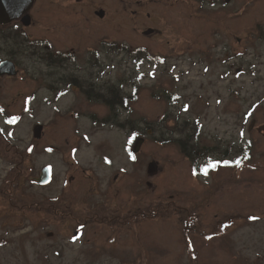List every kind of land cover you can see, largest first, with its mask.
<instances>
[{
  "label": "rangeland",
  "instance_id": "obj_1",
  "mask_svg": "<svg viewBox=\"0 0 264 264\" xmlns=\"http://www.w3.org/2000/svg\"><path fill=\"white\" fill-rule=\"evenodd\" d=\"M153 2L158 36L130 23L110 35L127 49L82 47L86 85L136 94L111 113L92 91L50 94L43 21L21 26L31 40L0 24V59L19 61L0 77V264H264V0ZM188 139L210 148L196 169Z\"/></svg>",
  "mask_w": 264,
  "mask_h": 264
},
{
  "label": "flooded vegetation",
  "instance_id": "obj_2",
  "mask_svg": "<svg viewBox=\"0 0 264 264\" xmlns=\"http://www.w3.org/2000/svg\"><path fill=\"white\" fill-rule=\"evenodd\" d=\"M80 1L35 0L30 11L25 14L28 25H25V15L12 22L13 24L16 23V29L24 33L20 32V35L25 37V40H31L30 35L22 30L21 26L24 29H31L33 24L39 22L38 20L43 21V32H45L46 38L41 43L39 42V44L45 47L40 51L43 55L38 60L48 66L50 73L48 76H51L53 79L55 77L54 81L49 85L48 91L56 99H61L64 95H67L70 88L84 95L86 92L91 94L90 91H92L97 98L100 97V94H103L104 89H107L100 84L101 89L99 91V89H96L97 85L94 82L89 81V85H86V79H83L85 75H83L82 66L78 62L81 61V58L83 60L85 57L82 50L84 42L87 43V41H90L89 39L93 38L94 44L90 48L91 54L99 57L100 50L106 52V48L107 50L109 48L110 51H115L119 46V49L126 48L122 45L125 42L112 39L113 37L110 35L121 36L127 32H137L138 28L135 27V29L130 23L138 26L148 21L146 27L142 31H139L145 38L158 36L161 31L158 24L156 25L158 23L157 20H159L158 13H156L159 10L157 5H153V8L145 14L141 12L144 8V5H141V3L146 2V0H89V5L79 7L78 3ZM153 1L156 3L157 0ZM129 8H131L132 17L129 16ZM98 34L100 35L99 39H95ZM107 41L109 42L107 43ZM32 43L34 45L35 41L33 42L32 40ZM147 55L148 57H152L151 54L147 53ZM3 61H11L16 66V71L19 72V67L17 66L19 61L15 60L14 56L10 57V59H0V63ZM94 62L91 56L87 58L86 63L90 64L88 66L90 70H92L91 67L96 66ZM78 72H82V76H78ZM97 74L103 77L104 71L100 70ZM1 76L11 79L16 78L17 75ZM98 76L96 79L89 78V80H100ZM114 86L116 85L112 87Z\"/></svg>",
  "mask_w": 264,
  "mask_h": 264
},
{
  "label": "trees",
  "instance_id": "obj_3",
  "mask_svg": "<svg viewBox=\"0 0 264 264\" xmlns=\"http://www.w3.org/2000/svg\"><path fill=\"white\" fill-rule=\"evenodd\" d=\"M127 49V48H125ZM142 52V51H140ZM150 57V56H149ZM146 60V59H144ZM123 85V87L125 86V84L120 83V85H116L114 87L108 88V89H104L103 94H100V97H98V99L102 101L103 105L106 106V108L109 110V113H111L114 108H119L121 106L124 107H128L130 106L131 108V103L133 102L132 100L135 99L136 94L132 95V96H125L123 95V87L121 88V86ZM83 89V88H82ZM84 90V89H83ZM86 96H88L90 101H95V99H93L90 94L88 92H86L85 94ZM129 108V109H130ZM105 120H108L107 118ZM95 121H97V119H95ZM129 122V119L126 121ZM106 123L104 120H102L101 122L99 121V124H104ZM125 122H123L120 126L124 127ZM135 129V128H134ZM150 130H152V128H149L148 130H146L145 133H143V131L138 132L137 130L135 131H131L129 133V138L133 141L136 140H140V139H145L146 135H148L150 133ZM145 135V136H142ZM169 140H161L160 142L162 144H167L166 142H168ZM188 142L185 143L183 141H180V143L178 142V148H180L181 152L185 155L186 158L189 159V161H191L192 166L194 169H196L197 165L199 164V160H202V157L208 155L210 152V148L204 145H200L198 144H193L192 141L193 139L190 141V139L187 140ZM191 142V143H189ZM237 161H241V159H236L234 161H231V164L228 163L227 161H225V163H221V162H217L216 165L221 164V165H227V166H231V167H236ZM241 164V162H240ZM239 164V165H240Z\"/></svg>",
  "mask_w": 264,
  "mask_h": 264
},
{
  "label": "water",
  "instance_id": "obj_4",
  "mask_svg": "<svg viewBox=\"0 0 264 264\" xmlns=\"http://www.w3.org/2000/svg\"><path fill=\"white\" fill-rule=\"evenodd\" d=\"M35 0H0V24L8 25L13 21L19 19V17L27 14L30 11V8L33 6ZM27 16L25 15V25H28L26 20ZM17 74L16 66L10 61H3L0 63V76L8 75L14 76ZM42 126L36 125L34 128L35 136L39 137L41 134ZM157 166L155 163L149 164L148 171L150 173L155 172ZM37 179V183L40 185H46L50 178V168L44 169Z\"/></svg>",
  "mask_w": 264,
  "mask_h": 264
},
{
  "label": "snow or ice",
  "instance_id": "obj_5",
  "mask_svg": "<svg viewBox=\"0 0 264 264\" xmlns=\"http://www.w3.org/2000/svg\"><path fill=\"white\" fill-rule=\"evenodd\" d=\"M2 111H3V109H0V112H2ZM17 119H18L17 117L13 116L11 119H9V120L7 121V123H8V124H14V123H16ZM29 151H31V149H29ZM133 158H134V157H133ZM236 164H237V166H239L240 162L237 161ZM209 167L215 169V168L217 167V165H216V163H211V162H210V164H209L207 167H205V169H204V173H205V175H207L208 170H209Z\"/></svg>",
  "mask_w": 264,
  "mask_h": 264
}]
</instances>
